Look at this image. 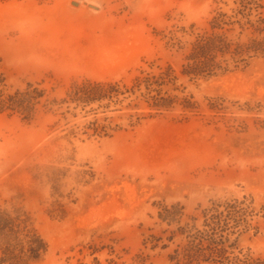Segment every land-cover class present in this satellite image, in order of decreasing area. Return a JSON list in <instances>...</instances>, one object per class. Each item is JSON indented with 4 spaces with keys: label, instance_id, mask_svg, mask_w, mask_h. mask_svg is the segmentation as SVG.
Segmentation results:
<instances>
[{
    "label": "rangeland",
    "instance_id": "374dc122",
    "mask_svg": "<svg viewBox=\"0 0 264 264\" xmlns=\"http://www.w3.org/2000/svg\"><path fill=\"white\" fill-rule=\"evenodd\" d=\"M236 2L0 0V90L14 108L0 110V212L47 247L32 261L17 236L0 240V264H170L179 228L245 200L250 228L235 230L230 256L264 261V58L209 78L184 71ZM149 73L164 75L147 88L175 99L167 111L136 106L149 89L130 91ZM113 86L115 99L70 103ZM25 91L44 94L31 116L17 112Z\"/></svg>",
    "mask_w": 264,
    "mask_h": 264
},
{
    "label": "trees",
    "instance_id": "16d2710c",
    "mask_svg": "<svg viewBox=\"0 0 264 264\" xmlns=\"http://www.w3.org/2000/svg\"><path fill=\"white\" fill-rule=\"evenodd\" d=\"M253 58H264V0H237L236 8L231 14L219 12L213 17L210 30L198 37L190 46L185 58V75L193 78H209L218 74L229 72L231 67L238 68L247 65ZM164 75L147 74L137 80L132 94L137 88L144 87L148 91L151 82L160 83ZM163 86L168 85L166 83ZM32 86H29V89ZM101 87V86H100ZM100 90L99 94H91L86 90L78 89L69 96L70 103L77 107H89L93 102L103 101L107 98L115 99L122 93L113 86ZM159 91H148L147 97L141 95L136 103H146L151 111L164 112L174 104L170 95L163 96ZM102 96H99L101 95ZM17 112L31 116L34 114L35 102L44 94L32 98L26 91L17 94ZM93 95V98H92ZM97 97V98H94ZM9 100L0 90V110L9 108ZM144 100V101H142ZM30 107V108H29ZM14 110V108H9ZM186 109H195L186 107ZM92 132L98 131L91 128ZM99 135V134H98ZM264 209V205H263ZM253 213L246 200L217 205L210 210L202 212V217L193 218L192 224L177 230L181 242L169 256L170 264H264V261L238 256L231 257L232 250L236 249L237 239L232 242L231 237L236 235L235 230L250 228L248 217ZM171 213L169 212L168 215ZM165 218L164 220H168ZM173 221V220H170ZM175 221V220H174ZM260 230V226L255 227ZM12 236H17L19 244H23L22 252L26 260L38 261L46 253L47 247L37 231L31 229L29 222L0 212V240L8 242ZM176 232H173V240ZM7 258L3 264L8 263ZM17 264H26L25 258L18 260Z\"/></svg>",
    "mask_w": 264,
    "mask_h": 264
},
{
    "label": "water",
    "instance_id": "95a60500",
    "mask_svg": "<svg viewBox=\"0 0 264 264\" xmlns=\"http://www.w3.org/2000/svg\"><path fill=\"white\" fill-rule=\"evenodd\" d=\"M74 4H76V3H74Z\"/></svg>",
    "mask_w": 264,
    "mask_h": 264
}]
</instances>
